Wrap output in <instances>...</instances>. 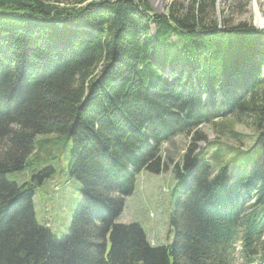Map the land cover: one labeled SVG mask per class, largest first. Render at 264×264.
<instances>
[{
    "label": "trees",
    "instance_id": "obj_1",
    "mask_svg": "<svg viewBox=\"0 0 264 264\" xmlns=\"http://www.w3.org/2000/svg\"><path fill=\"white\" fill-rule=\"evenodd\" d=\"M205 1L0 0V264L264 263V31L208 20ZM246 118L261 148L243 171L196 153L198 131L173 166L169 243L116 223L135 177L166 170L165 143ZM59 140L81 200L57 237L33 196Z\"/></svg>",
    "mask_w": 264,
    "mask_h": 264
},
{
    "label": "rangeland",
    "instance_id": "obj_2",
    "mask_svg": "<svg viewBox=\"0 0 264 264\" xmlns=\"http://www.w3.org/2000/svg\"><path fill=\"white\" fill-rule=\"evenodd\" d=\"M174 1L146 0L149 7L158 14H165ZM179 1L180 3L183 1L184 7L191 3V0ZM210 1L206 0L207 4L204 6L206 8L204 16L208 17V20H227L230 25L246 23L253 28L256 27L257 14L264 21V0H213L212 11ZM219 121L220 119H216L212 124L200 126L187 135H178L165 143L161 157L168 161V168L157 175L141 172L136 176L134 191L131 196L126 197L124 208L116 223L138 224L153 246H162L170 242L172 234L167 232L177 196V185L172 168L176 163H181V157L197 131L203 139L195 144V152H203L207 158H210L213 152L219 149L225 156L220 166L227 167L230 171H243L246 165L255 162V156H248L251 153H243L252 147L256 152L261 148L259 145L254 147L259 131L252 124V120L246 118L244 121L232 124V120L223 119L221 123ZM59 144L60 148L55 151L54 156L47 158L48 161H44L38 168L41 172L51 166L54 173L34 190L33 196L37 222L41 226H46L57 237L67 233L73 211L81 200L80 185L67 172L69 148L65 147L63 140ZM19 176L12 174L9 180L18 182ZM27 178L28 174L23 179ZM252 264L264 263L257 259Z\"/></svg>",
    "mask_w": 264,
    "mask_h": 264
},
{
    "label": "bare ground",
    "instance_id": "obj_3",
    "mask_svg": "<svg viewBox=\"0 0 264 264\" xmlns=\"http://www.w3.org/2000/svg\"><path fill=\"white\" fill-rule=\"evenodd\" d=\"M255 24L257 28H260L262 31H264V21L260 18V16L257 14ZM264 73V71H263Z\"/></svg>",
    "mask_w": 264,
    "mask_h": 264
},
{
    "label": "water",
    "instance_id": "obj_4",
    "mask_svg": "<svg viewBox=\"0 0 264 264\" xmlns=\"http://www.w3.org/2000/svg\"><path fill=\"white\" fill-rule=\"evenodd\" d=\"M255 29H256L257 31H259V30H260V28H257V27H255Z\"/></svg>",
    "mask_w": 264,
    "mask_h": 264
}]
</instances>
